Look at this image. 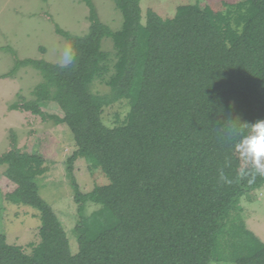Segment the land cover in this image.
<instances>
[{
	"label": "trees",
	"instance_id": "trees-1",
	"mask_svg": "<svg viewBox=\"0 0 264 264\" xmlns=\"http://www.w3.org/2000/svg\"><path fill=\"white\" fill-rule=\"evenodd\" d=\"M84 2L86 35L55 28L71 46V61L17 60L13 72L33 67L42 82L33 100L21 96L11 107L54 119L73 135L77 150L66 172L79 215L78 253L40 195L50 162L13 139L0 156L14 186L3 198L40 213V242L26 253L0 234V264H264V243L233 216L243 212V196L264 187V176L235 151L241 137L229 134L234 123L264 120V0L197 2L171 19L150 9L144 23L141 0H114L123 18L117 31L100 21L93 0ZM105 38L113 53L103 49ZM96 81L109 93H94ZM122 100L131 107L126 120L106 126L104 108ZM45 103L64 117L47 115ZM78 159L109 184L83 192ZM88 203L100 207L87 215Z\"/></svg>",
	"mask_w": 264,
	"mask_h": 264
},
{
	"label": "rangeland",
	"instance_id": "rangeland-1",
	"mask_svg": "<svg viewBox=\"0 0 264 264\" xmlns=\"http://www.w3.org/2000/svg\"><path fill=\"white\" fill-rule=\"evenodd\" d=\"M217 1L220 0H141L142 22L150 9L163 19H171L180 6L198 2L203 7ZM223 1L233 4L239 0ZM93 3L101 22L112 31L121 28L123 18L114 0H93ZM56 26L73 36L86 35L90 20L84 0H0V156L11 150L12 140L16 139L21 150L39 153L48 159L50 163L41 180L40 195L58 215L75 255L79 246L74 228L79 215L66 172L67 160L77 150L73 135L67 126L56 124L54 119L11 110L13 104L22 103V97L33 100L31 94L42 82V76L33 67H21L13 72L17 60H45L59 65L71 61V46L56 33ZM111 40L104 39L103 49L113 53ZM7 74L9 76L3 78ZM92 91L104 95L109 93V88L104 81H96ZM130 108L128 100L106 106L102 115L104 124L108 127L122 124ZM41 109L47 115L64 117L55 103H45ZM5 169L6 166L0 165V234L5 235L8 244L21 246L26 253H31V245L40 242V213L31 207L9 204L4 200V195L14 188L4 177ZM74 175L83 192L109 184L100 170L90 169L85 159L75 162ZM239 206L243 212L233 216L240 215L246 228L264 243V187L243 196ZM98 207L88 203L86 214Z\"/></svg>",
	"mask_w": 264,
	"mask_h": 264
},
{
	"label": "clouds",
	"instance_id": "clouds-1",
	"mask_svg": "<svg viewBox=\"0 0 264 264\" xmlns=\"http://www.w3.org/2000/svg\"><path fill=\"white\" fill-rule=\"evenodd\" d=\"M250 128L251 132L244 135L245 130ZM230 135L241 137L239 143L234 145L235 151L239 152L246 162H250L257 173L264 176V120L249 125L241 122L239 125L232 124ZM223 178V174H221Z\"/></svg>",
	"mask_w": 264,
	"mask_h": 264
}]
</instances>
